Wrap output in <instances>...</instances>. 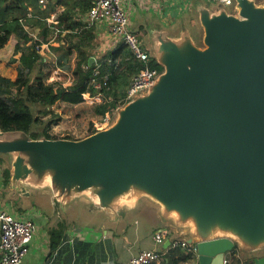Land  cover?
Returning <instances> with one entry per match:
<instances>
[{"label":"water","instance_id":"1","mask_svg":"<svg viewBox=\"0 0 264 264\" xmlns=\"http://www.w3.org/2000/svg\"><path fill=\"white\" fill-rule=\"evenodd\" d=\"M236 1L239 15L202 10L204 48L159 37L163 72L111 127L77 140L0 132V153L17 154L12 182L52 171L57 195L91 189L103 208L132 190L149 195L195 225L198 264L263 246L264 5ZM218 229L238 237H210Z\"/></svg>","mask_w":264,"mask_h":264},{"label":"trees","instance_id":"2","mask_svg":"<svg viewBox=\"0 0 264 264\" xmlns=\"http://www.w3.org/2000/svg\"><path fill=\"white\" fill-rule=\"evenodd\" d=\"M61 4L65 10L59 22L49 23L47 18ZM91 7L92 0H57L45 7L39 0H0V50L15 37L14 54L20 52L15 79L0 78V132H24L30 139L62 138L55 135L52 126L59 125L69 115L79 117L85 109L84 104L91 103L85 94L101 97L100 102H92V108L88 111L90 118L97 121L103 122L108 111L126 105V89L144 65L134 58L122 40L112 37L115 46L103 56L97 53L98 33L93 25L81 18ZM34 27L39 28L44 42L52 29L55 35H64L66 46L55 48L58 53L56 60L39 53L38 40L27 30ZM80 53L84 54V58L76 59L75 56ZM154 56L151 57V66L163 72L164 67ZM91 58L94 60L90 61ZM55 69L72 72L75 80L68 86L62 80L49 82V75ZM96 85H100V88ZM20 101L23 110L19 109ZM56 109L61 112L58 113ZM43 118H47L45 123L42 122ZM93 125L92 120L84 137L98 131ZM63 138L74 139L69 135ZM4 155L0 153V193H4L12 183V170ZM238 248L236 245L231 252V264H255L254 258L247 257L243 258L246 261L242 263V258L237 256ZM190 259L192 254L176 247L170 250L166 264H178Z\"/></svg>","mask_w":264,"mask_h":264},{"label":"crops","instance_id":"3","mask_svg":"<svg viewBox=\"0 0 264 264\" xmlns=\"http://www.w3.org/2000/svg\"><path fill=\"white\" fill-rule=\"evenodd\" d=\"M53 1L57 2L47 0L43 6L52 4ZM134 8L135 5H131L130 12ZM64 10L62 4L58 5L56 11L47 18L48 22H59ZM86 15L87 13L78 16L86 20ZM94 27L98 36L107 40L109 49L113 48L116 43L111 41L106 25L96 24ZM130 28L137 32L143 29V27L135 29L131 25ZM54 33L56 34L55 30ZM54 33H50L46 42L38 43L39 53L50 59L52 57L57 59L56 47L66 46L64 35ZM10 43L0 50V73L1 68L7 65L8 59L5 57L10 51L12 59H16L14 65L17 69L20 52L14 54V45L9 46ZM104 45L105 43H102V46ZM148 48L151 50L149 46ZM75 58L83 59L84 54H77ZM15 72L16 75L17 70ZM53 174L54 172L49 171L50 177L41 181H32L28 178L25 181L12 182L5 191L6 197L0 199L1 208L15 211L21 218H30L37 226L25 264H127L133 256L143 250L159 251L162 254L161 258L152 264H166L167 256L173 249L172 243L185 239L183 237L190 240L186 233L192 229L188 230V225H182L177 214L166 212L153 198L129 197V194H126L116 200L110 208H103L96 196L79 193L65 198L57 195L50 181ZM26 182L30 185L23 186ZM21 187L25 188L27 194L20 191ZM32 197L35 201L31 203L29 199ZM15 199L22 200V206L18 210L15 209ZM56 229L58 231L52 234L51 232ZM160 229L167 230L169 236L162 244H157L153 236ZM215 230L216 228L211 230V233ZM217 232L221 231L218 229ZM245 250H247L245 247L239 246L237 252V256L242 258V263L246 261L243 260L244 257L258 261L264 258V249L248 252ZM230 255L231 253H228L226 257L231 264ZM178 264H198V257L192 255L189 261Z\"/></svg>","mask_w":264,"mask_h":264},{"label":"rangeland","instance_id":"4","mask_svg":"<svg viewBox=\"0 0 264 264\" xmlns=\"http://www.w3.org/2000/svg\"><path fill=\"white\" fill-rule=\"evenodd\" d=\"M255 2L259 5H264V0H255ZM191 3V5H190ZM220 8H223L227 11H231L230 7H221L216 2L211 0H144V1H138L135 2V8L132 9V12H130V25L132 28L139 29L143 27V29L139 30L138 35L139 37L151 48L152 53L154 55L158 54L159 49V37H165L169 39L175 40V42L182 44L185 40V38H189L193 41V43L198 47H205L204 44V27L201 24V12L204 9H208V11L211 14L218 13L220 11ZM52 18V17H51ZM145 29V30H144ZM27 30L38 40V43L42 42V38L39 35V28H27ZM54 29L51 30V33L53 34ZM147 33V35H145ZM15 40V37L12 38L11 43L9 46L13 45V42ZM107 40H104L102 36H98V39L96 41V50L97 53L100 56H103L106 51L109 49V44L106 43ZM115 42L114 40H111ZM102 43L105 45L102 46ZM40 45V44H39ZM100 45V47H98ZM3 53V50H2ZM12 52L10 51L9 55H7L5 58L7 60V65L5 68H1L2 72L0 73V78L4 75L10 76V78H15V61L16 59H12ZM6 54V53H5ZM8 54V53H7ZM52 59H55V57H52ZM56 60V59H55ZM59 69H55L52 71V73L49 75V82L56 81V80H62L66 86L73 83V80H75V76L72 72L66 71V73L61 72L64 71L62 68H60L61 71H58ZM133 75L131 76V78ZM1 84V81H0ZM101 98V97H100ZM101 100H94V102H100ZM93 102V103H94ZM93 103H85L84 104V111H81V115L79 117H73L71 115L68 116V119L61 121L59 125H53L52 131L55 133V135L59 137H65L67 135L73 137L74 139H81L83 138L87 131L88 127L90 126V123L94 122V127L96 130H102L108 127H111L117 120L119 116V111L125 106L121 107L120 109H117L115 111H108L105 119H110L108 122H105V120L97 121L94 119H91L88 111L92 108ZM20 110L24 109V106L22 105V101H20ZM57 112H61L60 110L56 109ZM86 110V111H85ZM80 112V111H79ZM47 121V118H43V123ZM6 138V137H5ZM17 154L10 153L5 154L4 158L6 159V163L9 165V167L13 168V161L15 160ZM5 163V165H6ZM1 175V169H0V178ZM35 180V178H32ZM20 182V181H19ZM30 185L29 183H23ZM80 194H86L88 196L95 197L94 192L89 189L87 191H84ZM129 197H139V196H145L150 197L146 194H140L136 191H130ZM1 198L6 197L5 192L0 193ZM125 196V195H124ZM66 198V197H65ZM64 198V199H65ZM123 198V196H122ZM151 198V197H150ZM30 202H34L35 199L32 197L29 199ZM49 201V198L47 199ZM22 200H14L15 203V209L18 210L22 206ZM28 201V200H27ZM14 214H17L15 211H13ZM19 216V215H17ZM179 218V217H178ZM181 223V222H180ZM182 225H188L187 228L192 229L189 230L188 237L193 239H201L202 237L200 235H197L195 225L192 222H186L181 223ZM220 230V229H219ZM221 232H217L215 234L210 235L212 236H232L233 238L238 237L234 232L229 230H220ZM229 232L228 235L225 232ZM232 235H231V234ZM236 236V237H235ZM186 240V237H183ZM191 244H195L194 242ZM239 246L245 247L242 243H239ZM247 248V247H245ZM264 249V245L259 247V250ZM253 251V250H251ZM245 252H248V249L245 250Z\"/></svg>","mask_w":264,"mask_h":264},{"label":"built area","instance_id":"5","mask_svg":"<svg viewBox=\"0 0 264 264\" xmlns=\"http://www.w3.org/2000/svg\"><path fill=\"white\" fill-rule=\"evenodd\" d=\"M144 0H92V7L88 10L86 21L88 24H105L110 36L122 40L131 50L135 59L143 63L144 67L133 77L126 89L124 103H129L145 94L156 83L162 72L151 66V57L154 56L148 46L144 45L137 33L130 28V9L135 2ZM221 7H230V13L239 15L236 0H211ZM45 5L47 0H39ZM191 5V3H190ZM156 58V56H154ZM157 59V58H156ZM100 88V85H96ZM88 102L100 100V97H91L85 94ZM110 119H105L108 122ZM37 226L30 218H21L13 212L0 207V264H25L30 252V246L35 237ZM169 233L160 229L154 233L155 243L162 244ZM182 247L186 253L198 257L195 244L180 240L173 242L171 248ZM162 254L157 250H143L133 256L127 264H152L160 259ZM224 264H230L225 257Z\"/></svg>","mask_w":264,"mask_h":264}]
</instances>
